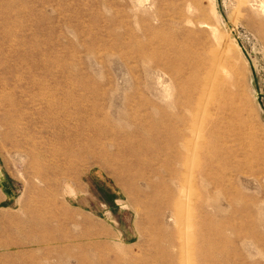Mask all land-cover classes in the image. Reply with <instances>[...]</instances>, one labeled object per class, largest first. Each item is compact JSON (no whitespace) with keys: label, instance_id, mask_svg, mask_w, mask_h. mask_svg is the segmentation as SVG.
Wrapping results in <instances>:
<instances>
[{"label":"rangeland","instance_id":"374dc122","mask_svg":"<svg viewBox=\"0 0 264 264\" xmlns=\"http://www.w3.org/2000/svg\"><path fill=\"white\" fill-rule=\"evenodd\" d=\"M0 264H264V0H0Z\"/></svg>","mask_w":264,"mask_h":264},{"label":"bare ground","instance_id":"6f19581e","mask_svg":"<svg viewBox=\"0 0 264 264\" xmlns=\"http://www.w3.org/2000/svg\"><path fill=\"white\" fill-rule=\"evenodd\" d=\"M5 228H6V226H5ZM9 229V228H8ZM3 231H5V233H6V230H3ZM4 233V232H3Z\"/></svg>","mask_w":264,"mask_h":264}]
</instances>
